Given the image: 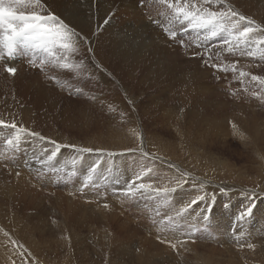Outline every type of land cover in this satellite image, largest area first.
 Here are the masks:
<instances>
[{"label":"bare ground","instance_id":"6f19581e","mask_svg":"<svg viewBox=\"0 0 264 264\" xmlns=\"http://www.w3.org/2000/svg\"><path fill=\"white\" fill-rule=\"evenodd\" d=\"M227 2L231 4L233 8L239 13H241L242 15L253 19L259 25H264V7H263L264 0H252V1L251 0H227ZM42 3H44L51 12H53L58 17H60V19H62L67 25H69V27L73 28L75 32L79 33L81 37H86L87 42L81 41L80 53L78 56L75 57L76 62H79L80 60L83 61V67L78 70V74H77V71L68 72L66 70L53 68L50 64L45 65L44 70L41 71V66L39 65L38 61L40 58L43 57L44 55L43 53L36 54V59H37L36 66H33L29 62V60L32 58L31 53L27 55L18 56L14 60L5 59L3 61H0V120H3L9 124L15 123L18 127L22 126L31 132H35L34 124L36 123V122L34 123L33 121L32 109L25 107L24 105H23L24 107H19L18 103L12 104L11 99L7 96L11 94V90L13 91L16 87H20V89L22 88L25 91L24 92L25 95L30 93L31 88L34 89L35 87L32 84V79L35 74H37L38 78L44 80V82L49 84V86L59 84V87L56 88L58 89V91L56 90L57 92L54 93L55 98L57 100L56 105L58 104V101L60 102V101L65 100L64 96L68 93L66 90L67 89L66 79L72 78L69 80L72 81L73 83L68 86L70 87V90L71 89L73 90L75 88V91L78 95V98L76 99L78 103L76 105L77 107L76 109H74L75 107L74 108L71 107L73 103L67 102L69 105L66 104L65 110L62 109L61 112L57 110L58 112L57 115L58 116L62 115L61 117H63V120H64L63 124L65 123L67 125V126L63 125L67 127L66 129H70V130L77 129L78 134L81 135L84 139L83 140L84 143H79V141H77L81 147H86V146L95 147V148L110 147L112 149H116L115 146L124 147V145L127 144L126 140L123 138L121 134H118V133H116L118 135L114 134V131L116 130V128L115 130H113L112 133L111 132L107 133V137L109 138L106 141H101L104 135L103 134L97 135L95 129L99 127V125L97 124L98 118H101V117L103 118L106 115L105 117H110V119H108L109 120L108 122L111 123V121L114 120L115 117L117 118L118 116L115 114L114 110H111L113 109L112 107L116 108L115 106L111 107V105L120 106L119 97L117 96V98L115 97L113 98V96L111 95L112 92H115L113 90H115L114 87L117 85L116 84L114 86V82L119 83L120 81L118 77L120 78L121 76L127 75V81H131V78H135L132 76L136 75V72H138L139 73L138 75L141 76V72L139 71L141 70L143 71V69L144 71L148 70L147 66L148 64H150V61H153V64H156V66H158L157 69L160 70V71L158 70L159 72H162L164 70L163 72L164 74L165 72L168 73L169 70L165 71L159 59L161 60L165 59L168 62L167 59L171 60L173 56L184 54L182 52H187L188 54L190 50H196V51L204 50L205 55H207L209 59H211V57L215 55L213 53L214 49L209 50L207 47H205L203 43L204 41L202 40L198 41L194 33H185V35L178 34L176 40L169 38V36L167 35L165 31V29L168 27V21L165 19L164 16L160 14L161 12L166 13L168 10L160 6L157 0H143V4H144L143 7L141 6V0H42ZM105 21H107V23H105ZM176 27H179V26H176ZM256 35H261V34L257 33ZM189 36L195 40V43L193 42L192 44H188L187 47H182L180 41L183 40V42L185 43V41L189 39ZM185 37H188V38L186 39ZM197 44H199V46H197ZM89 48L92 49L91 52L88 51ZM5 66L15 67L17 69L15 75H10L9 73H7L5 71ZM171 68L173 67H170V69ZM157 69L155 67V70L153 71H157ZM173 70L176 71V73L178 72L177 71L178 69L175 70L174 68ZM173 70L171 69V71ZM144 71L142 73L147 72V71L145 72ZM125 72H130L128 74L132 75L131 78ZM86 73L90 77L92 82H95V81L97 82L100 88L97 87L96 83H94L96 84L95 86L93 84L91 85L89 81L88 82L81 81V76ZM151 73H154V72H151ZM151 76H153V74ZM162 76L160 78L165 79V76L163 77ZM171 76H173V74ZM191 77H193L194 79L195 75L194 76L191 75ZM160 81L161 83L163 82L161 79ZM99 82L102 83L103 85H101ZM154 82L157 83L159 82V80L154 81ZM39 83L40 82L38 81L37 86L39 89L37 90L38 91L37 94L38 96H40L41 100L42 99L45 100V98L49 96L50 91H44L43 93V88H42L43 85ZM119 86L121 87V95H122L120 99L121 98L122 100L126 99L127 103H124L121 101L122 102V107L120 106L121 111L120 112H118V110H115V111L120 114L122 110H124V112L125 111L128 112L126 116L127 117L130 116L129 119H131V117L137 118L139 114H136L137 112L135 111L136 109H138L137 107L139 105L138 103L139 97H136L132 93L131 90L136 88V92H139L141 94L147 93V92L139 91L141 87L137 89L136 84L132 85L133 87L132 86L130 87V85L127 87L125 86L122 87L121 83H119ZM146 87L148 88V86ZM164 87L166 88L167 86L165 85ZM169 87H170V84H169ZM167 89L170 92L171 88L167 87ZM181 90H183V88L180 89V91ZM202 90L207 93V88H205V90L204 89ZM211 90L212 89H210V91ZM133 91L135 92V90ZM155 91L157 90L155 89ZM211 93L213 96V92ZM149 94L150 95H148L146 99H148L149 101L158 100L157 95H154V94L151 95L152 93H149ZM182 98L185 100V97H182ZM187 98H188V102H191V103L196 102L197 100V98L192 94H189ZM43 104L45 105V103ZM98 104H101L104 107L106 106L107 108L100 110L97 107L99 106ZM98 110H100V113L104 111H107V113L104 112L102 115L98 113L99 114L98 115L97 114V112H99ZM150 111H151V108H150ZM108 112L110 114H108ZM144 113L146 112L140 113L139 116L146 115V114L148 116V113L146 114ZM152 113H154V111ZM66 115L75 116L78 120L76 119L77 121L75 122H73L72 120L68 122L65 119V117L67 118ZM176 116H177V113H176ZM169 117L167 119H169ZM172 120H174V118ZM172 120L168 122H173ZM251 120H252L251 123L249 122L240 123L241 124V126L239 125L240 128H236V129H243L245 131V133L248 136L246 137L248 139H247V142L246 140L242 141L243 146H247V147L250 146V148L255 150V152L260 153L259 160H256L252 155L251 156L248 155L244 158L245 165L242 167L236 168L234 165L235 163L234 164L230 163V161L226 157H224L222 154L213 152L212 145H214L215 139H213L212 137H215L216 139L217 137H221L223 138V140H225V137H226V134H225L226 132L224 129L222 128L215 129L213 127L214 129H212L213 132L211 131L212 132L211 136L209 133L207 135L208 137H206L207 140L200 141L201 149L200 147L193 148L196 153L197 152L201 153L203 157H201L199 160L193 157L192 158L189 157L191 158V163L196 166L195 168H197V171L193 172L191 168L188 169L185 166L181 168V166L178 165V163H176L172 159H166L164 157H159L157 158L158 159L157 161H159L158 163L161 164L160 166L167 165L169 166V168H172V171H170V175L174 177L175 179L178 176L182 178L183 180H185L186 186L189 183H192V184H195V185H198L204 188L210 194L219 193V192L220 194H223L222 191L225 192L230 189H237L236 192H239L241 191L240 182L243 176H247L245 174L254 172L255 175L259 176V177H254L259 187L258 189L252 192L250 191L248 192L250 194L253 193L254 195L258 196L259 197L258 199H260L261 201H263L262 203H264V178H262V176H264V158H262L264 157V127L260 126V123H258L259 121L257 119L251 118ZM135 121L136 120H134V122ZM98 122H100V120ZM163 123L161 125H163ZM184 123L183 125H185ZM175 124L177 123L175 122ZM127 125H125L126 128H127ZM131 126H133V124ZM163 126H161V128H163ZM136 129L138 130V128ZM167 130L172 131L171 129H167ZM139 131H140V128H139ZM179 132H181L180 129H179ZM134 133L137 134V132H134ZM165 133H168V132L165 131ZM14 134H15L14 129L0 128V263L4 262V264H18L19 262V264L20 263H24V264H158L154 262V259L158 256L157 260H160L161 259L160 257L162 256L163 259H161L162 261H159V264H168V263L176 264L175 260H178V259L176 257H175L176 259L174 257L172 258V256L174 254V250L176 252L178 251V248L176 247L173 248L172 244L176 245L175 241L179 239L181 240L180 244H182L183 242L181 232H178L177 231L178 229H176V227H169V226L164 227V233L163 235H160L162 236L161 240L163 239L161 241L159 240L157 236V231L154 229H151L149 226H146L148 228H144L143 231L139 233L138 232L139 229L137 228V225H134L135 224L134 220L129 219L124 214H120L121 212L120 210H118L120 211L119 215H114L113 213L112 215L101 213L100 214L101 218L98 221H100L101 224L103 225L100 227L99 226L96 227V225H94L97 219L92 218L88 220L89 224H87V228L89 229H88L87 237L85 238L81 236V233H80V228L81 227L84 228L85 224L84 225L82 224V226H79V223L75 222L74 226H71L70 230H68L67 228L69 227L68 221H73V220H69V217L70 218L72 217L74 219V215L71 214V211L73 210V205L65 207V209L63 206L62 207L59 206L61 210V214H63V219L65 222L64 226L66 227L61 232V235H60L61 240L58 239V236L52 235V233L49 238L44 240L43 235L47 233V230H44L42 225L41 226L38 225L39 223L35 225L34 222L32 221L33 214H29V212H33V210L38 209L36 208V203L34 202V198H39L38 195L42 196L39 202H43V199L45 198L43 193L42 194L41 192H39V194L37 193L38 190L35 188V183L37 182H35V180L41 178V180L45 181L46 180L45 177H49V176H45L44 174L48 172L49 170V169L47 170L46 167H51L53 170L54 168L53 166L56 165L58 167H62V166L68 167L69 166V169H73V166L69 165L70 162H72L70 160L73 156H74V160H76L75 167L78 168L77 164L80 165L79 157L83 154V152L80 151V149L82 148H80L79 146L77 147L75 146V148L68 147L70 150H68V148L64 149L63 144L67 146H73V145L78 144L75 141L76 139L67 138L66 137L67 135L64 134L66 136L56 137L61 140L59 141L60 143L57 142L56 145L55 143L48 144L44 142L43 140L37 139L35 136H24L22 137V140L18 148L12 149L6 144V140L10 139ZM214 134L215 136H213ZM186 136H189V135H185V138ZM179 137L181 136L179 135ZM131 139L133 138L131 137ZM154 140L156 141L157 139H154ZM135 141L137 140L135 139ZM163 141L161 142L162 144L164 143ZM171 143L173 144V142ZM239 143L241 144V142ZM57 145L60 146L59 149H57ZM151 146L153 148V145ZM137 147L138 145H136V148ZM152 148L150 149L152 150ZM219 148L220 150L228 148V144L225 142H221V146ZM108 149L109 148H107V150ZM132 151L135 152L134 150ZM154 151H157V150H154ZM161 151H162V148H161ZM187 151H189V149ZM195 152H193V154ZM52 153H55V155L52 156ZM158 153H156V155ZM236 153H238V151ZM139 155L140 154H138V156ZM237 156H239V153L237 154ZM49 157H51V159H49ZM174 157L171 156V158H174ZM75 167H74V170L76 169ZM17 173H19V175H17ZM195 174H198V175L195 176ZM244 178L246 180V177ZM247 182H248V179H247ZM108 183L111 184L110 182ZM225 184H228V186H225V188H223V185ZM252 185H255V184H252ZM124 187L126 188L127 185L126 186L124 185L122 188ZM50 189H51V186H50ZM228 193L229 194H226V195L231 196V194H233V196H235L234 194L235 192L234 193L228 192ZM238 199L239 200H236L235 203L240 204L242 201L244 205H242V203L241 205L244 211H247L248 208L252 207L248 199L247 200H245L244 198L243 199L238 198ZM184 206L185 205H183V207ZM179 209H174V210L172 209V210L176 214V212L179 211ZM190 213L191 212L189 213L184 212L182 216L176 217V219L179 221H182V220L189 221L191 219H192L191 221H193V220H197V218L198 220L200 219V214H197L199 216H196ZM259 218H260L259 221L261 223L258 222L256 225H254V227L256 228L255 232L250 230L249 228L250 225L248 223V225L244 226L247 229L248 233L245 231L244 233L242 232L243 234L241 235V233L238 231L237 237L238 235H240L241 237L240 241L238 242L236 240L231 243L229 242L230 245L226 247L224 246L223 249L212 250V251H205V249H202V251H200L199 248L194 247L193 244L192 245L189 244L188 246L185 247V252H187V256H185L184 259L182 258L184 260V262L182 261V264H264V242L263 240L260 239L258 235L259 233L258 234L256 233L258 226L260 225L264 226V221L262 220L263 217H260V215H259ZM237 220H238V217H237ZM250 220L251 219H249V222ZM140 224H141L140 225V228H141L142 223L140 222ZM143 224H148L146 221V218H144ZM23 228L24 230L26 229V231L31 232L30 234L26 233L28 234L25 240L26 242H23L25 238L22 241L23 236L19 237L17 234L18 232L17 230H20ZM220 228L221 230L220 232L219 231L218 232L222 236L223 234L222 230L223 229L226 230V228L225 226L218 227V229ZM34 235H38L37 240L34 238L35 237ZM187 236L190 237V235H188V231H184L183 237L185 238ZM226 238L228 237L226 236ZM219 239L222 242V244H225V245L227 244V242L224 241L222 238H219ZM27 240H29V242ZM254 240L255 242L253 243ZM22 242L24 244L28 243L29 247L24 248L22 246L23 244ZM61 243L62 245L60 246ZM87 243L91 244L93 247L87 245ZM159 243H162V244H159ZM16 244H19L20 247H18ZM249 244L253 245V247L249 248L248 247ZM12 245L16 246L15 249L12 248ZM160 245L162 246L161 249L159 248ZM170 249L171 250L174 249V250L170 252ZM21 250H25L26 254H23ZM188 253L193 257L192 260L190 259L191 257L190 258L188 257L190 256ZM244 253L251 254L252 260L247 259L249 257L245 258V256L243 255ZM58 257H61V259L57 260Z\"/></svg>","mask_w":264,"mask_h":264},{"label":"rangeland","instance_id":"374dc122","mask_svg":"<svg viewBox=\"0 0 264 264\" xmlns=\"http://www.w3.org/2000/svg\"><path fill=\"white\" fill-rule=\"evenodd\" d=\"M263 5H264V2H263ZM185 38L187 39L188 37H185ZM193 42L195 43V40L189 36V39H187L185 41L186 44L183 42V44H181V46L187 47L188 44H192ZM203 43H204L205 47H207L209 50L214 49L213 53L215 55H213V57H211V59H209V57L207 55H205L204 50H201V51L190 50L188 54H187V52H182L184 54H180L178 56H173L171 58V60L167 59L168 62L165 59H162V60L159 59V61L162 63V67H164L165 71L169 70L168 73L165 72V74H164L163 73L164 70L162 72H159L160 70L157 69L158 66H156V64H153V61H150V64H148L150 69L147 66L148 70H145L148 73L145 72L144 69H143V71L145 73H142L143 72L142 70L139 71V72H141V76L144 75L145 77L144 76L141 77L140 75H138L139 74L138 72H136V75H133V76L131 74L130 75L128 74L130 72H125L130 76V78H131V76L135 77V78H131V81H127V75L121 76L122 78L118 77V79H120L119 83H121L122 87H124V86L127 87L129 85L131 87L132 85L136 84L137 89H139V87H141L139 89V91H146L147 92V93L141 94L139 92H136V88L131 90L132 93L136 97H139L138 103L140 106L138 105V107H137L138 109H136V111H135V112H137L136 114L140 115V113L146 112V113H148V116L146 113H144L146 115H141V116L138 115L137 118L131 117V119H132L131 120V119H129L130 118L129 115H128L129 117L126 116L128 114L127 111L124 112V110H122L123 113L121 112L122 114L121 113L119 114L118 112L121 111L120 106L122 107V102H124V103H127V102H126V99H124L125 101L122 100V98L120 99V97L122 96L121 95V87L119 86L118 82H114V86L116 84L117 85L114 87L115 90H113L115 92H112L111 95L113 96V98L114 97L117 98V96L119 97L120 106L119 105L118 106L111 105V107L112 106L116 107V108L112 107L113 109H111V110H114L115 114L118 116H117V118L115 117L114 120L111 121V123L108 122L109 121L108 119H110V117H105L106 115L103 118L102 117L98 118L97 124L99 125V127H97V129H95V131H96L97 135H99V134L104 135L102 137L101 141H106L109 138V137H107V133H109V132L112 133L113 130H115V128H116L115 131H117V132L114 131V134L115 135L121 134L123 136V138L126 140L127 144H125L124 147L119 146L120 148L115 146L116 149H112L110 147H107V148H109L108 150L106 147L95 148V147L86 146L89 149H93V151L92 152H86V153L83 152V154L79 157V164L80 165L77 164L78 168L75 167L76 166V164H75L76 160H74V156L71 158L70 161H72V162H70V164H69V165L73 166V169H69L68 165H67L68 167H66V166L58 167L55 165V166H53L54 167L53 170L51 167H46V169L47 170L49 169V170H48V172H46L44 174H45V176H49V177H45L46 178L45 181L41 180V178L35 180V182H37V183H35V188L38 190L37 193L38 194H39V192H41V194L43 193L45 198L43 199V202H39V200L42 198V196H40V195H38L39 198H34V202L36 203V208H38V209L33 210V212H29V214H33L32 221L34 222V224L36 225L39 223L38 225H40V226L42 225L43 229L47 230V233H45L43 235L44 240L49 238L51 236V233H52V235L58 236V239H60L61 232L66 228L64 226L65 222L63 219V214H61V210H60L59 206L60 207L63 206L65 209V207L73 205V210L71 211V214L74 215V219L72 217L71 218L69 217V220H73V221H68L69 227H67V228H68V230H70L71 226H74L75 222H78L79 226H82V224L83 225L85 224L84 228H82V227L80 228L81 236H83L85 238L87 237L88 229H89V228H87V224H89L88 220H90L92 218L97 219V221L94 223V225H96V227H98V226L100 227L103 225V224H101L100 221H98L101 218L100 217L101 213L102 214L105 213L107 215H112V213L114 215H119V212L121 211L120 214H124L129 219L134 220V223H135L134 225H137V228L139 229L138 230L139 233H141V231H143L144 228H148L146 226H149L151 229H154L157 231V236H158L159 240H161V237H162L160 235H163V233H164V227H168V226L169 227H176V229H178L177 231L181 232L183 242H182V244H180V241H181L180 239L175 241L176 242V248H178V251L175 252V250L172 249V250H174V254H173L172 258L176 257L178 259V260H175L176 264H182V261L184 262L183 259L185 258V256H187V252H185V247L188 246L189 244H191V245L193 244V246L199 248L200 251H202V249H205V251L223 249L224 246L225 247L229 246L230 243L233 241H236V240L238 242L240 241V238H241L240 235H238V237H237L238 231L241 233V235L245 231L248 233L247 229L244 227V226L248 225V223L250 225L249 226L250 230L255 232L256 228L254 227V225H256L258 222L261 223L259 221V219H260L259 215H260V217H263L262 220L264 221V206H263L264 203H262L263 201L258 199L259 198L258 196L254 195L253 193L250 194L248 192V191L252 192V191L258 189V187H259V185L256 183V180L254 179V177H259V176L255 175L254 172L245 174L247 176H243V178L240 182V184H241L240 190L241 191L236 192L237 189H230V190L225 191V192L222 191L223 194H220V192L210 194L208 191H206L204 188H202L198 185L189 183L186 186L185 180H183L182 178H180L178 176L175 179L174 177H172L170 175V171H172V168H169V166H167V165L160 166L161 164L158 163L159 161H157L158 160L157 158L164 157L166 159H172L173 161L178 163V165H180L181 168H183V166H185L188 169L191 168L193 172L197 171V168H195L196 166L191 163V158L193 157V158H196L197 160H199L203 156L199 152L196 153L193 148L200 147V141L201 140L202 141L207 140L206 139V137H208L207 135L210 133V136H211V134L213 132L212 129H214V128L215 129H218V128L224 129L226 132V133L224 132L226 134V137H225V140H223V138H221V137H217V139L215 137H212L213 139H215L214 140L215 143H214V145H212V151L213 152H217L219 154H222L224 157H226L230 161V163H233V164L235 163L234 165L236 168L237 167L239 168V167H242L245 165L244 158L248 155H250V156L252 155L256 160H259L260 153L255 152V150L251 149L250 146L249 147L243 146L242 141L246 140V142H247V139H248L247 138L248 136L245 133V131L243 129H236V128H240V126H241L240 123H243V122L251 123L252 122L251 118L257 119L259 121V122L258 121L257 122L260 123V126L264 127V85H261L258 81H253L251 79L252 76H259L261 78H264V59L259 58L260 53H257L256 58L248 57V56H241V55H239V53H236V54L229 53L225 50L226 46H221L219 39L211 40V41H204ZM182 47H180V48H182ZM262 47H264V46H262ZM174 61L176 62V64ZM237 61H238V63H236ZM234 63H235L236 71L232 70V65ZM169 66L173 67V68H171L172 70L174 68H175V70L178 69L177 70L178 72L176 73V71H174V70L171 71ZM155 67H156L157 71L159 70L158 72L153 71V70H155ZM176 67H177V69H176ZM224 68H227L228 70L224 71L223 70ZM241 71L247 73V75L241 77L240 76ZM253 71H254V73H253ZM68 72H70V71H68ZM151 72H154V73H151ZM159 73H160V75L162 74L163 76H165V79L160 78L162 75L160 76ZM169 73L171 75L173 74V76H171ZM152 74H153V76H151ZM191 75H193V76L195 75L194 79H193V77H191ZM123 77H125V78H123ZM69 79H72V78L66 79V86H67L66 90L68 93L64 96L65 100L60 101V102L58 101L57 105H56L57 100L55 98L54 93H56L58 91V89H56V88L59 87V84L49 86V84L44 82V80L38 78L37 74H35L33 79H32V84H33V86H35L34 87L35 91L33 88H31L30 93L25 95L24 94L25 91L22 88L20 89V87H16L13 91L11 90V94H9L7 96L11 99L12 104L18 103L19 107L25 106V107L32 109L33 121H34V123L36 122L34 124L35 132L39 133V136H35V137L39 140H43L44 142H46L48 144L49 143H55V145H56L57 142L60 143L59 141H61L59 138H56V137L66 136V135H67L66 136L67 138H74V139H76L75 140L76 142L79 141V143H84L83 142L84 139L81 135L78 134L77 129H74V130L66 129L67 127H65V126H67V125L65 123L63 124L64 120H63V117H61L62 115H60V116L57 115V113H58L57 110L61 112L62 109L65 110L66 104L69 105L67 102L73 103L71 105L72 108L75 107L74 109H76V107H77L76 105L78 103H77L76 99L78 98V95L75 91V88L73 90L72 89L70 90V87L68 85L72 84L73 82L70 81ZM134 79L135 80L137 79V80L135 81ZM160 79L165 84L163 82L161 83ZM158 80L160 83L157 82L158 83L157 84L156 82H154V81H158ZM194 80H195V82H194ZM38 81L40 82L39 84L43 85V87H42L43 93H44V91H50L49 96L47 98H45V100L44 99L41 100L40 96H38V94H37V92H38L37 90L39 89L37 86ZM81 81L82 82H88L89 81V83L91 85L93 84L95 86L97 84L96 81L95 82L91 81V79L87 75V73L83 74L81 76ZM94 83H96V84H94ZM64 84H65V82H64ZM64 84H63V86H64ZM100 84L103 85L102 83H100ZM153 84L154 85L156 84V85L154 86ZM169 84H170V87H169ZM187 84H188V86H187ZM165 85L168 88H171V90H173V91L170 90V92H169L167 87L166 88L164 87ZM146 86H148V88ZM160 86H161V88H160ZM183 86H185V87H183ZM200 86H202V87H200ZM203 86H204V88H203ZM51 87H53V88H51ZM97 87L100 88V86L98 84H97ZM152 87H154V88H152ZM159 88L162 89L163 91L160 90ZM182 88H183V90L180 91V89H182ZM186 88H187V90H186ZM205 88H207V93L202 90V89L205 90ZM155 89L157 91H155ZM200 89H201V91H200ZM210 89H212V90L210 91ZM133 90H135V92ZM187 91L189 94H192L197 98L196 102H193V103L188 102L187 97L189 94L187 93ZM211 92H213V96H212ZM149 93H152L151 95H153V94L157 95L158 100L157 101H152V100L149 101L148 99H146L147 96L150 95ZM253 93H256L258 95H254ZM139 95H141V96H139ZM214 95H216V96H214ZM182 97H185V100ZM40 101H42V102H40ZM43 103H45V105ZM98 105L99 106H97V107L100 110L107 108L106 106L104 107L101 104H98ZM111 107H109V108H111ZM150 108H151V111H150ZM139 109H140V111H139ZM100 110H98L99 112H97V114L99 113L102 115L104 112L107 113V111L100 113ZM115 110H118V112H116ZM142 110H144V111H142ZM153 111H154V113H152ZM176 113H177V116H176ZM108 114H110V113L108 112ZM119 115L121 118L119 117ZM40 117H41V119H40ZM156 117L159 119H157ZM168 117H169V119H167ZM181 117H183V118H181ZM74 118H75V120H74ZM173 118H174V120H172ZM65 119L68 122H70L71 120L73 122L78 120L75 116H67V118L65 117ZM133 119L136 120L137 123H136V121L134 122ZM99 120H100V122L101 121L102 122L101 123L98 122ZM149 120H150V122H149ZM170 120H172L173 122H168ZM177 120H179V121H177ZM128 121H129V123H128ZM131 121H132V123H131ZM163 122H165L167 124V126ZM175 122L177 124H175ZM187 122H189V123H187ZM113 123H114V125H113ZM162 123L164 126L161 125ZM183 123L185 125H183ZM115 124H116V126H115ZM127 124H129L130 127ZM132 124L135 127L131 126ZM63 125H65V126H63ZM125 125H127V128ZM161 126H163V128H161ZM112 127H113V129H112ZM136 128H138V130ZM139 128H140V131H139ZM191 128L193 129V131ZM156 129L159 131H157ZM167 129H171L172 131H169ZM179 129L181 130L182 133L179 132ZM143 131H144V133H143ZM165 131L168 133H165ZM177 131H178V133H177ZM134 132H137V134H135ZM187 132H188V134H187ZM116 133H118V134H116ZM64 134H66V135H64ZM203 134H205V135H203ZM179 135L181 137H179ZM185 135H189V136H186V138H185ZM191 135H193V136H191ZM143 136H145V137H143ZM182 136H183V138H182ZM213 136H215V134ZM40 137H43L44 139H40ZM131 137L134 140L131 139ZM164 138H165V140H164ZM135 139L137 141H135ZM154 139H157V140L155 141ZM185 139L188 141V143ZM162 141L165 144L164 143L162 144L161 143ZM171 142H173V144ZM221 142L227 143L228 148L220 150L219 147L221 146ZM239 142H241V144ZM78 144L73 145V146H67V145L63 144L64 145L63 148L64 149H66L68 147L75 148V146L76 147L79 146L82 149L86 148V147H81L80 144L79 145ZM135 144L138 145V147H139V148L137 147L138 149L136 148ZM192 144L193 145L195 144V145L193 146ZM151 145H153V148ZM154 146H156V147H154ZM148 147L152 148V150ZM154 148H156V149H154ZM161 148H162V151H161ZM172 148H173V150H172ZM186 148H188L189 151H191V152L187 151L188 149H186ZM153 149L157 150L159 153L157 151H154ZM200 149H201V147H200ZM68 150H70V149L68 148ZM71 150H73V149H71ZM132 150H134L135 152H133ZM138 151H139V153H138ZM237 151H238L240 157L237 156V154H238V153H236ZM171 152H173V153H171ZM193 152H195L194 154H196V155H194ZM156 153H158L157 154L158 156L156 155ZM174 153H176V154H174ZM138 154H140V155L138 156ZM57 156H58V154H57ZM171 156L172 157L175 156V157L171 158ZM189 157H191V158H189ZM74 167L76 168L75 170H74ZM57 169H58V171H57ZM197 175L198 174H195V176H197ZM244 177H246V180ZM262 178H264V176H262ZM247 179H248V182H247ZM178 181H179V183H178ZM49 182H50V184H49ZM108 182H110L111 184H109ZM225 182H227V181H225ZM141 183L152 184L154 188H162L165 186L168 188H175V191L169 192L167 194V199H165L162 196L157 197L154 193L145 194L144 196H141L139 193H137V196L135 198H132L126 194L127 190L129 189L127 187L132 186L133 188H135L136 186H138ZM251 183L255 184V185H252ZM121 185H123V186L127 185L126 188L124 187L125 190L127 189L126 192H125L124 188H122L123 186H121ZM50 186H51V189H50ZM225 186H228V184L223 185V188H225ZM38 187H40V188H38ZM228 192H230V193L235 192L234 193L235 196H233V194H231V196L226 195V194H229ZM169 195H171V196H169ZM198 196H203L204 199L200 200L196 204L192 205L190 207V209L188 208L187 211H185V213L191 212L190 214H193L196 216H199L197 214H200V219L198 220V218H197V220H193V221H191L192 219L191 220L188 219L190 222L189 221H183V220L182 221L177 220L176 214L173 212V210L183 208V205L189 204L192 200L196 199V197H198ZM57 198H59V199H57ZM238 198H241V199L244 198L245 200L248 199V201L250 202V204L252 206V207H250L252 209V212H251L252 214L250 213V215L245 216L247 219L245 217L243 219H239L241 213H244L246 211H244L242 209V205H244L242 203V201H241L242 205H241V203L240 204L235 203L236 200H239ZM180 199H181V201H180ZM59 200L60 201L62 200V201L60 202ZM255 200L257 203L255 202ZM58 202H59V204H58ZM105 205H107V207H105ZM118 210H120V211H118ZM199 210H201V211H199ZM110 211H111V213H110ZM116 211H118V212H116ZM241 211H243V212H241ZM167 216H173L176 219V223H174V224L166 223L165 218ZM236 216L238 217V220H237ZM144 218H146V221L148 224H143ZM249 219H251L250 222H249ZM140 222L142 223L141 228H140V225H141ZM221 226H225V228H226V230L225 229L222 230L223 232L221 231L223 233V234L221 233L222 236L219 233L221 228L218 229V227H221ZM233 227H235V228H233ZM17 231H18L17 234L19 237L23 236L22 241L25 238L23 242H26L25 241L26 237L31 232L26 231V229L24 230V228L17 230ZM184 231H188V235H190V237L187 236L184 238L183 237ZM26 233H28V234H26ZM256 233L257 234L259 233L258 235H259L260 239L263 240V242H264V226L263 225L258 226ZM90 235H92V234H90ZM34 236H35L34 238L37 240L38 235H34ZM226 236L228 238H226ZM219 238H222L224 241L227 242V244L226 245L222 244V242L220 241ZM50 240H52V239H50ZM27 241L29 242V240H27ZM254 242H255V240L253 241V243ZM159 244H162V243H159ZM16 245L18 247H20L19 244H16ZM61 245H62V243L60 244V246ZM87 245L92 246L89 243H87ZM22 246L24 248L29 247L28 243L27 244L23 243ZM15 247H16L15 245H12V248L15 249ZM159 248L161 249L162 246L160 245ZM172 250L170 249V252H172ZM181 250H183V251H181ZM21 251L23 254H26L25 250H21ZM180 252L182 253V255ZM243 255L245 256V258L249 257L247 259L252 258V255L249 253H244ZM157 257L154 259V262L159 264V261H162L161 259H163V258L161 256L160 257L161 259L159 258L160 260H157L158 259ZM188 257L189 258L191 257L190 258L191 260L193 259V257L191 255ZM59 259H61V257L57 258V260H59ZM169 261H171V260H169ZM0 264H4V262L0 263ZM18 264H19V262H18ZM20 264H24V263H20Z\"/></svg>","mask_w":264,"mask_h":264},{"label":"snow or ice","instance_id":"6c2138e0","mask_svg":"<svg viewBox=\"0 0 264 264\" xmlns=\"http://www.w3.org/2000/svg\"><path fill=\"white\" fill-rule=\"evenodd\" d=\"M157 2L168 10L160 14L168 21L165 31L169 38L176 40L178 34L194 33L198 41L219 39L221 46H226L225 50L229 53H239L241 56L253 58L260 53L259 58L264 59V47H262L264 25H259L253 19L236 11L227 0H157ZM141 6H144L143 0ZM257 33L261 35H256ZM81 41L87 42V38L81 37L51 12L42 0H0V61L14 60L18 56L31 53L32 58L29 62L36 66V54L43 53V57L38 61L41 71L44 70L45 65L50 64L53 68L77 71L78 74V70L83 67V61L76 62L75 57L80 53ZM180 43L183 44V40ZM88 51L91 52L92 49L89 48ZM232 70L236 71L235 63L232 65ZM5 71L15 75L17 69L5 66ZM246 75L247 73L240 72L241 77ZM251 79L264 85V78L252 76ZM0 128L15 130V134L6 140V144L12 149L18 148L24 136H39V133L3 120H0ZM40 139L44 138L40 137ZM59 147L57 145V149ZM80 151L92 152L93 149L83 148ZM54 155L55 153H52V156ZM172 191H175V188L166 186L154 188L152 184L141 183L135 188L130 186L126 194L135 198L137 193L141 196L154 193L157 197L162 196L167 199V194ZM203 199V196L196 197L177 211L176 217L182 216L188 208ZM251 211L252 209L248 208L246 212L241 213L239 219L250 215ZM165 222L174 224L176 219L167 216ZM172 247L175 248L176 245L172 244ZM248 247L252 248L253 245L249 244Z\"/></svg>","mask_w":264,"mask_h":264}]
</instances>
